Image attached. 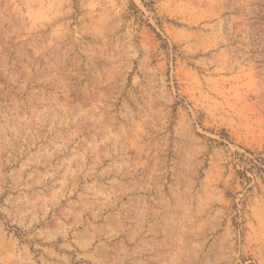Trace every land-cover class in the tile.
<instances>
[{"label": "rangeland", "instance_id": "374dc122", "mask_svg": "<svg viewBox=\"0 0 264 264\" xmlns=\"http://www.w3.org/2000/svg\"><path fill=\"white\" fill-rule=\"evenodd\" d=\"M255 159L264 0H0V264H264Z\"/></svg>", "mask_w": 264, "mask_h": 264}, {"label": "trees", "instance_id": "16d2710c", "mask_svg": "<svg viewBox=\"0 0 264 264\" xmlns=\"http://www.w3.org/2000/svg\"><path fill=\"white\" fill-rule=\"evenodd\" d=\"M255 162H258V164H255V163H253L256 167L260 164V165H263L264 166V160H257V159H255ZM261 171H263L262 170V168H261Z\"/></svg>", "mask_w": 264, "mask_h": 264}]
</instances>
